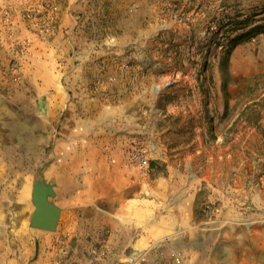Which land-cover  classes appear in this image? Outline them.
Masks as SVG:
<instances>
[{
    "label": "rangeland",
    "instance_id": "1",
    "mask_svg": "<svg viewBox=\"0 0 264 264\" xmlns=\"http://www.w3.org/2000/svg\"><path fill=\"white\" fill-rule=\"evenodd\" d=\"M0 144L15 151L0 158V212L25 231L0 226L43 230L33 194L51 186L54 262L110 257L91 247L95 219L81 221L114 212L172 245L161 264H264V0H0ZM88 144L120 147L137 177L99 188L87 164L59 198L45 164ZM25 150L31 187L10 165ZM153 248L114 264H148Z\"/></svg>",
    "mask_w": 264,
    "mask_h": 264
},
{
    "label": "crops",
    "instance_id": "2",
    "mask_svg": "<svg viewBox=\"0 0 264 264\" xmlns=\"http://www.w3.org/2000/svg\"><path fill=\"white\" fill-rule=\"evenodd\" d=\"M68 122H72V120H68L65 125H67ZM70 137H72L74 142H88L85 136L83 137L75 134ZM57 144L60 147L63 146L62 141H58ZM14 152L8 151L5 147L0 146V158L13 156ZM26 152L27 150L24 151V154L29 158L30 154ZM54 157V160L45 164L47 165L45 172L48 182L55 186L59 198L63 197L62 190L65 188L64 184H66L68 188L74 189L75 181L77 179L76 174L80 173L82 170H87V164H89L90 168L94 170L93 173L96 175L95 182L99 188L104 185L105 187H113L114 189H125V187L128 186L125 184L126 177L130 176L132 183L133 179L137 177L138 174L135 168L128 166L126 161H124L125 154L118 146L115 148H102L95 144H88V147H78L77 149L69 151L57 150L56 156ZM15 164L16 162H12L10 165H12V169L15 173L19 175L20 181L24 184L28 183V186L31 187V177L34 172L32 158L30 157L28 162L24 161L21 166H17L18 169H16ZM84 165L87 167H84ZM55 203L62 209V206L58 201ZM63 214L62 211L61 218ZM66 216V222L64 221L61 225L65 230L72 226V224H69L70 222L77 221L78 219L77 214L69 213ZM87 218H94L97 223L94 225L96 231L94 238L95 245L91 247L94 248L93 250L95 253H106L110 255V257L105 259L99 258L89 263H84L81 259H78L81 262L80 264H114L118 259V255L122 257V255L132 251L147 252V249H150L151 247H154L151 250L152 252H150L153 256L149 259L150 261L148 264H161L159 253H166L168 249H172V245L169 242L163 249L161 247L156 249L155 244L161 239V237L150 234V232L139 234L137 232H131L126 224L128 221V216L126 214L111 212L106 215L99 213L95 216L84 215L81 222L86 221ZM2 220L14 221L16 223L14 225L15 233L25 231L22 229L24 225V217L22 216L15 217L13 214L9 215L0 212V222ZM79 228H81V226ZM104 230H106V232ZM85 232H87V230ZM8 233H10V240H8ZM62 233V230L56 235L48 233V231L32 230L30 233L20 234L13 239L11 229L0 226V264H2L1 259L4 258L8 260L7 262L4 260L5 263L3 264H22L18 262L23 258L25 261L24 264H73L74 260H77L76 257L72 259V262H54L53 256L58 249V245H54L56 244L57 237L61 236ZM37 242H40L42 246H47V244H49L51 246L49 251L51 255L49 254L46 256L45 251L38 255L36 249L34 250V246ZM76 242L77 241H74L73 244L75 245ZM7 244L10 247L13 245L12 248H9L8 253L5 252ZM70 248V252H76V246L72 245Z\"/></svg>",
    "mask_w": 264,
    "mask_h": 264
},
{
    "label": "water",
    "instance_id": "3",
    "mask_svg": "<svg viewBox=\"0 0 264 264\" xmlns=\"http://www.w3.org/2000/svg\"><path fill=\"white\" fill-rule=\"evenodd\" d=\"M55 195L51 186H35L33 200L36 208L32 214L31 224L34 228L53 231L61 216V208L54 205L49 196Z\"/></svg>",
    "mask_w": 264,
    "mask_h": 264
},
{
    "label": "built area",
    "instance_id": "4",
    "mask_svg": "<svg viewBox=\"0 0 264 264\" xmlns=\"http://www.w3.org/2000/svg\"><path fill=\"white\" fill-rule=\"evenodd\" d=\"M140 162L145 166L148 165L149 161L146 159L143 154L139 156Z\"/></svg>",
    "mask_w": 264,
    "mask_h": 264
},
{
    "label": "bare ground",
    "instance_id": "5",
    "mask_svg": "<svg viewBox=\"0 0 264 264\" xmlns=\"http://www.w3.org/2000/svg\"><path fill=\"white\" fill-rule=\"evenodd\" d=\"M125 184L130 185L131 184V178L130 176H127L125 179Z\"/></svg>",
    "mask_w": 264,
    "mask_h": 264
}]
</instances>
